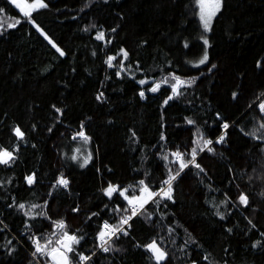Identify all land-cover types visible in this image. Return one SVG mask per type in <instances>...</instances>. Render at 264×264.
Instances as JSON below:
<instances>
[{
	"label": "trees",
	"instance_id": "obj_1",
	"mask_svg": "<svg viewBox=\"0 0 264 264\" xmlns=\"http://www.w3.org/2000/svg\"><path fill=\"white\" fill-rule=\"evenodd\" d=\"M44 1L26 16L0 0V153L13 154L0 163V264H49L64 236L71 264H264V0H222L204 64L198 0ZM122 49L134 77L108 64ZM170 176L171 199L134 216L121 190ZM124 217L101 249L103 220Z\"/></svg>",
	"mask_w": 264,
	"mask_h": 264
},
{
	"label": "snow or ice",
	"instance_id": "obj_2",
	"mask_svg": "<svg viewBox=\"0 0 264 264\" xmlns=\"http://www.w3.org/2000/svg\"><path fill=\"white\" fill-rule=\"evenodd\" d=\"M12 2H13V3H16V0H12ZM17 6L19 7L20 5L17 4ZM38 6H39V7H46V5L42 3V0H39V5H38ZM29 7H30V8H31V7H34V5L29 6ZM218 7H219V5H218V0H217V3H216V8H217V10H218ZM21 10L23 11V8H22ZM2 11H3V10L0 9V12H2ZM24 14H25L26 16H27V15H30V11H25ZM212 14H214V13H212ZM201 20H203V22H204V28H205V30H208V29H209V24H210V16H209L207 19L205 18V16L203 15V8H202ZM17 23H19V21H17ZM12 26H14V25H11V24L9 25V27H12ZM103 38H104V33H103V32H101V33H99V34L97 35V39H98V40H102ZM204 43L207 44L208 41L205 39ZM58 51H59V49H58ZM61 55H63V52H61ZM124 56H125V58H126L127 53H124ZM113 59H115V57H109V60H108V64H109V66H112L111 62H112ZM207 60H208V56H207V53L205 52L203 58L199 61V63H200V64H204ZM174 79L177 80V83H183L182 81L179 80L178 77H174ZM140 83L143 84V83H145V81L142 80V81H140ZM158 88H159V85L157 84L155 87L151 88V91L155 92V91H157ZM173 92H174V93L177 92V89H176V86H175V85L173 86ZM140 95L143 97L144 93L141 92ZM169 99H171V97H169ZM261 109L264 110V104L261 105ZM189 123H191V121H189ZM224 127L227 128L228 125L225 124ZM262 127H264V126H262ZM16 134H17V136H19V137H22V136H23V133L20 132L19 129H16ZM79 135H80L83 139H85V140L88 139V138L84 135L83 132L79 133ZM220 139L223 140V137H221ZM195 143L199 146V141H196ZM211 143H212V141H210V140H206V141H204L205 146H207L208 144H211ZM202 150H203V148H201V151H202ZM209 151H211V149H209ZM173 155H175L176 158H177V160L181 162V163H180V168H181V170H182L183 168H185V167L188 166V163H193V164L195 163L196 148H193V149H192V151H191V155H192L193 159H192L191 161H189L188 163L183 162V155H182L180 152H176V153H174ZM11 158H12V153H11V152H7V151H5V152L0 153V163H5V164H6V163H8V161H9ZM73 159H75V157H73ZM84 163H87V160H85ZM195 166H196V167H199L198 164H196ZM177 175H179L178 172H177ZM32 179H33L32 177H28V182L31 183V182H32ZM173 179H175V176H170L169 180L165 181V184L168 185V188H167L166 191L162 189V190H161V193H159V195H162L163 197H167V198L171 199V181H172ZM58 183L61 184V185H63V186H67V183H68V182H67V180L61 178V179L58 181ZM140 183H141V185H143L144 182L141 181ZM105 191H106V194H107V195L111 196L113 192H116V191H117V189H116L115 187L109 185L108 189H106ZM125 191H126V190H125ZM141 191H142V192H146V193H148L149 198H151L152 196L158 195L157 193H151V192H148L147 187L142 188ZM120 195L124 196L125 199H128V197L125 195V193H124L123 191L120 193ZM134 199H135V198H134ZM239 199H240V202L243 203V204H245V205H246L247 202H248V201H247V197L244 196V195H241ZM145 202H146V201H145ZM129 203L131 204V203H133V201H132V200H129ZM141 206H143V205L141 204ZM20 207L23 208L24 206H23V205H20ZM133 215H135V210L133 211ZM122 223L126 224V223H127V220H126V219L123 220ZM57 226L60 227V228H63V227H64V224L61 222V223H59ZM105 228H109V226H108L107 224H105ZM118 231H121V229H119V228H114V229H112L111 233L101 232V233H100V238H101V240H104L105 235H115V233L118 232ZM67 239H70V240H73V241L76 240L75 237H67ZM105 242H106V241H105ZM148 247H149L150 250H152V251L156 254V259H157V261H160V260L164 259V257H165V253L162 252V251L158 248V246L155 244V242H153V244L149 245ZM69 250H71V249L69 248ZM107 250H108V249L105 248V251H107ZM37 251H38V252H39V251H42V249H41V247L39 246V244H37ZM55 251H56V249H53V252H55ZM81 259H82V260H86V259H88V257H81ZM65 264H66V261H65Z\"/></svg>",
	"mask_w": 264,
	"mask_h": 264
},
{
	"label": "rangeland",
	"instance_id": "obj_3",
	"mask_svg": "<svg viewBox=\"0 0 264 264\" xmlns=\"http://www.w3.org/2000/svg\"><path fill=\"white\" fill-rule=\"evenodd\" d=\"M12 1V0H11ZM42 3L43 4H46L45 3V1L44 0H42ZM216 3H217V0H198V5H199V16H200V19H201V15H202V8H203V15L205 16V18L207 19L209 16H210V24H209V29L208 30H205V28H204V22H203V20H201V24H202V27H203V30H204V41H205V39L208 41V43L206 44V53H207V56L209 57V49H208V46H209V33L211 32V29H212V25H213V22H214V19H215V17H216V15L219 13V11H220V9H221V7H222V0H218V5H219V7H218V10H217V8H216ZM16 6H17V4H19L20 6L18 7L20 10L23 8V11L21 10V12L24 14V12L25 11H30V14L34 11V10H36V9H38V8H41V7H39L38 5H39V0H16V3H14ZM32 5H34V7H29V6H32ZM212 13H214V14H212ZM0 29H1V27H0ZM101 32H103L104 33V31L103 30H100L99 32H98V34L99 33H101ZM97 34V35H98ZM103 39H105V36H104V38ZM205 52H204V54H205ZM120 53L122 54V58L120 59V60H117L118 59V55H111L110 57H115V59H113L112 60V62H111V64H112V66L113 67H115L116 69H117V71H118V73L120 74V75H123V74H128V75H130V76H136L139 72H140V70L137 68V67H135L133 64H131L130 63V61H129V59H128V54H127V56H126V58H125V56H124V53H127L126 52V50H124V49H122L121 51H120ZM204 54H203V56H204ZM203 56L201 57V59L203 58ZM200 59V60H201ZM108 60H109V58H108ZM199 60V61H200ZM145 81V83H143L142 85H145V84H147V83H150V82H152L153 81V79L152 78H141V79H139V82L140 81ZM180 81H182L181 79H179ZM161 85V83H156L155 84V86L156 85ZM183 83H177V80H175L173 83H172V87L175 85L176 86V89L178 90L179 89V87L182 85ZM154 86V87H155ZM262 104H264V99H263V101L261 102V105ZM264 111V110H263ZM77 136H79V137H81L79 134L77 135ZM5 151H7V152H10V151H8V150H3L2 152H5ZM1 152V153H2ZM116 189H118L119 187H117L116 185L114 186ZM147 189H148V192H151V193H153V191L150 189V188H148L147 187ZM126 190V191H125ZM124 192L125 193V195L128 197V200H132L133 201V203L134 204H139V205H143V206H145V205H147L152 199H153V196L151 197V198H149V196H148V193H146V192H142L141 191V193L140 194H135V195H129L128 194V190L127 189H123V190H121V192ZM135 198V199H134ZM146 201V202H145ZM155 242V244L158 246V248L162 251V252H164V250L161 248V246L156 242V241H154ZM151 244H153V242L152 243H150L149 245H151ZM149 248V247H148ZM151 252H152V254L155 256V258H156V254L152 251V250H150ZM165 253V252H164ZM157 260V259H156ZM190 264H195V263H190Z\"/></svg>",
	"mask_w": 264,
	"mask_h": 264
},
{
	"label": "built area",
	"instance_id": "obj_4",
	"mask_svg": "<svg viewBox=\"0 0 264 264\" xmlns=\"http://www.w3.org/2000/svg\"><path fill=\"white\" fill-rule=\"evenodd\" d=\"M143 100L146 99V94L144 93ZM33 178V177H32ZM169 180V178L167 179ZM166 180V181H167ZM174 179L171 181V188H172V184H173ZM117 187H119L118 184H116ZM168 185L165 184V182L153 193H157L158 195L153 196V199L151 201H153L155 198L160 197L162 195H159V193H161V190H167ZM131 206L133 208V210H135V215L139 214L145 206H141L139 204H134L131 203ZM134 215V216H135ZM127 220V223L121 226V227H116L114 224H112L111 222H109L108 220H103V232L105 233H111L112 229L114 228H119L121 229V231H118L115 233V235H105L104 240L101 241V246L100 248L105 249V248H109L108 245L111 242V240L115 237V236H120L121 234H123L124 232H127L128 226L130 225V222L132 220V217H124L123 220ZM105 224H107L109 226V228H105ZM67 237H74V236H64L62 237L58 243H56L53 247L50 248V250L47 253V257L49 258V264H71L70 259H69V251H65L61 246L60 243L64 241L65 238ZM70 249L72 248V243L73 240H70ZM106 241V242H105ZM53 249H56L55 252H53ZM62 254H63V259H62ZM91 258V256L88 257V259L83 260L81 264H86V262Z\"/></svg>",
	"mask_w": 264,
	"mask_h": 264
},
{
	"label": "water",
	"instance_id": "obj_5",
	"mask_svg": "<svg viewBox=\"0 0 264 264\" xmlns=\"http://www.w3.org/2000/svg\"><path fill=\"white\" fill-rule=\"evenodd\" d=\"M70 239L65 238L63 242L60 243V246L65 250L68 251L70 247ZM62 259H63V254H62Z\"/></svg>",
	"mask_w": 264,
	"mask_h": 264
},
{
	"label": "crops",
	"instance_id": "obj_6",
	"mask_svg": "<svg viewBox=\"0 0 264 264\" xmlns=\"http://www.w3.org/2000/svg\"><path fill=\"white\" fill-rule=\"evenodd\" d=\"M11 152V151H10ZM12 153V152H11ZM12 157H13V154H12ZM11 161V159L8 161V163Z\"/></svg>",
	"mask_w": 264,
	"mask_h": 264
}]
</instances>
